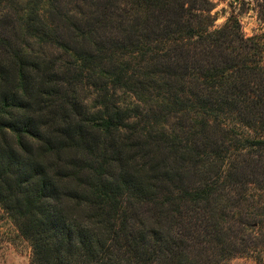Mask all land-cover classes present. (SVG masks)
<instances>
[{
  "label": "trees",
  "instance_id": "trees-1",
  "mask_svg": "<svg viewBox=\"0 0 264 264\" xmlns=\"http://www.w3.org/2000/svg\"><path fill=\"white\" fill-rule=\"evenodd\" d=\"M212 7L0 0V208L31 264L264 245V31L210 29Z\"/></svg>",
  "mask_w": 264,
  "mask_h": 264
},
{
  "label": "rangeland",
  "instance_id": "rangeland-1",
  "mask_svg": "<svg viewBox=\"0 0 264 264\" xmlns=\"http://www.w3.org/2000/svg\"><path fill=\"white\" fill-rule=\"evenodd\" d=\"M214 21L210 29L221 27L229 16L238 17L245 36L264 31L257 17L260 0H210ZM264 231V225H263ZM30 242L20 235L12 219L0 208V264H31ZM226 264H264V245L256 251L232 257Z\"/></svg>",
  "mask_w": 264,
  "mask_h": 264
}]
</instances>
